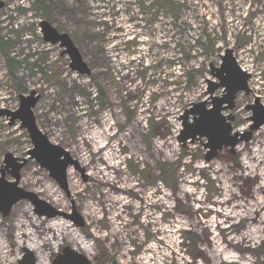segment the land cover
Returning a JSON list of instances; mask_svg holds the SVG:
<instances>
[{
  "label": "rangeland",
  "instance_id": "rangeland-1",
  "mask_svg": "<svg viewBox=\"0 0 264 264\" xmlns=\"http://www.w3.org/2000/svg\"><path fill=\"white\" fill-rule=\"evenodd\" d=\"M161 1L0 0V111L34 92L39 130L78 162L67 195L29 159L19 121L0 114V173L7 154L26 159L19 187L82 223L20 201L0 212V264H16L22 247L52 264L66 246L91 264H264V125L210 162L205 139L178 141L226 49L251 75V93L223 113L233 132L249 130L255 99L264 107V0H174L177 19ZM41 20L69 35L89 76L43 41Z\"/></svg>",
  "mask_w": 264,
  "mask_h": 264
},
{
  "label": "water",
  "instance_id": "water-1",
  "mask_svg": "<svg viewBox=\"0 0 264 264\" xmlns=\"http://www.w3.org/2000/svg\"><path fill=\"white\" fill-rule=\"evenodd\" d=\"M3 6L4 4L0 2V9ZM39 28L45 43L52 46L58 45L62 49V55L68 56L71 71L80 75H90V68L68 34L59 32L46 20L39 22ZM220 61L218 66H210V75L214 80H207L209 100L193 104L184 112L181 117L182 130L178 138L182 145L205 139L203 147L207 151L204 157L206 162L216 158L223 149H229L231 153H234L239 143L249 141L252 132L264 125V107L257 98L252 105L247 107L252 112L250 121L253 122L249 130L243 134L233 132L231 126L234 120L233 115L223 113L235 108L239 94L251 93L248 86L251 75L240 68L231 49L224 50L223 55H220ZM218 90H221L220 96H214ZM38 99L39 97L34 92H31L28 97L20 96L19 108L15 112L1 110L0 114L10 117L11 124L16 120L19 121L20 127L26 130L32 144V149L28 151L29 159L47 170L49 176L68 195L66 172L71 166L78 168V162L62 147L50 143L47 136L39 130L33 113ZM207 105L210 106L207 107ZM26 163V159L18 160L9 154L5 156L0 173V212L2 216L6 217L13 205L26 200L34 206V211L39 216H45L48 219L63 216L82 225L74 209L73 215L68 216L53 208L35 193L19 187L20 170ZM5 171L9 172L12 181L5 179ZM16 264H36L34 253L22 247V256ZM52 264H91V261L84 254L66 246L53 259Z\"/></svg>",
  "mask_w": 264,
  "mask_h": 264
},
{
  "label": "trees",
  "instance_id": "trees-1",
  "mask_svg": "<svg viewBox=\"0 0 264 264\" xmlns=\"http://www.w3.org/2000/svg\"><path fill=\"white\" fill-rule=\"evenodd\" d=\"M156 3L159 4V1H157ZM174 4H175L174 0H162L161 1V6L163 8H165V9H168L170 11L171 16L174 19H177L176 14H175V10H174V7H175ZM178 6H179V4H178ZM38 9H42L45 12V9H47V8H46V6L41 4L40 7L37 8V10ZM209 42H210V40H209ZM240 44H242V43H240ZM244 44H246V43H243V45ZM6 46H7V42H3L2 41V43L0 44V50H1L2 54H4L6 56V58H8V55L5 53V47ZM96 93H97V98L101 99V97L103 96L102 90L98 89ZM130 169H131L130 172L133 175H137L138 173H143L144 172V171L142 172V170H139L138 166H135V167H132V168L130 167Z\"/></svg>",
  "mask_w": 264,
  "mask_h": 264
}]
</instances>
